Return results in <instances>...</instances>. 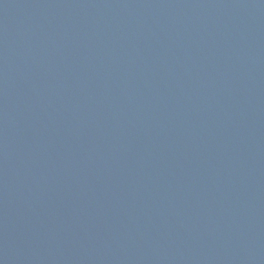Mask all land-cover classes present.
<instances>
[{
	"label": "water",
	"instance_id": "obj_1",
	"mask_svg": "<svg viewBox=\"0 0 264 264\" xmlns=\"http://www.w3.org/2000/svg\"><path fill=\"white\" fill-rule=\"evenodd\" d=\"M0 264H264V0H0Z\"/></svg>",
	"mask_w": 264,
	"mask_h": 264
}]
</instances>
